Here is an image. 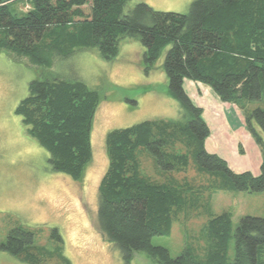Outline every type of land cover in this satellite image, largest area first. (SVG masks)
I'll return each mask as SVG.
<instances>
[{
  "label": "trees",
  "instance_id": "16d2710c",
  "mask_svg": "<svg viewBox=\"0 0 264 264\" xmlns=\"http://www.w3.org/2000/svg\"><path fill=\"white\" fill-rule=\"evenodd\" d=\"M15 1L21 2L0 0V52L15 60L51 67L57 58L89 48L112 60L122 39L134 37L144 47L145 73L166 50L162 70L185 118L147 119L105 136L108 165L98 183L96 218L125 264H132L136 250H145L159 264H264V216L243 215L233 229L231 212L215 214L211 202L218 190L264 192V108L247 109L249 102L264 99V0H193L185 13L160 11L144 1L127 13L129 0H22L29 5L26 10ZM185 80L202 83L221 102L240 107L246 130L260 148L258 174L235 172L206 149L209 127ZM27 89L13 112L48 152L52 170L81 181L93 153L99 92L81 79L61 77L36 78ZM140 149L163 172H183L192 160L202 182L186 176L149 178L140 169ZM195 210L207 216L201 253L186 244L172 257L165 246L152 244L153 235L169 234L180 214ZM52 231L60 241L58 231ZM32 237L22 226L11 228L0 248L26 264H41L43 250L32 246Z\"/></svg>",
  "mask_w": 264,
  "mask_h": 264
},
{
  "label": "rangeland",
  "instance_id": "374dc122",
  "mask_svg": "<svg viewBox=\"0 0 264 264\" xmlns=\"http://www.w3.org/2000/svg\"><path fill=\"white\" fill-rule=\"evenodd\" d=\"M142 1L160 11L185 13L193 0H129L124 12ZM15 5L24 10L29 8L22 0L15 1ZM84 10L89 11L88 5ZM143 50L139 40L126 37L112 60H104L96 48H89L75 51L66 59L57 58L51 67L33 65L27 58L15 60L0 52V243L11 228L22 226L33 232L32 246L43 250L41 264H125L121 251L105 238L96 218L98 183L108 165L105 136L110 130L147 119L180 121L186 116L182 104L168 90L162 70L166 50L145 73ZM46 77L81 79L100 94L91 135L93 153L81 181L52 170L48 152L26 133L20 117L13 112L19 100L27 95L28 83ZM184 82L186 92L202 108L206 125H210L206 149L215 154L221 149L220 143L225 142L223 136L229 135L226 149L236 152L226 155L232 169H250L254 175L258 174L260 148L246 130L240 107L225 105L229 102H221L202 83L193 88L191 81ZM257 107L264 108V99L249 102L247 109ZM138 155L141 172L149 178L186 176L196 183L202 182L192 160L183 172H163L145 150L140 149ZM211 202L213 213L231 212L233 229L243 215L264 216L263 191L218 190L212 194ZM206 220L207 216L198 210L180 214L169 234L153 235L151 242L168 248L172 257L180 254L186 244L201 253L204 247L201 229ZM53 228L58 231L60 241L52 238ZM233 253L230 239V260ZM131 260L132 264H159L145 250L134 251ZM0 264L26 263L0 248Z\"/></svg>",
  "mask_w": 264,
  "mask_h": 264
},
{
  "label": "crops",
  "instance_id": "0c3cea01",
  "mask_svg": "<svg viewBox=\"0 0 264 264\" xmlns=\"http://www.w3.org/2000/svg\"><path fill=\"white\" fill-rule=\"evenodd\" d=\"M186 81V80H185ZM189 84H191V85H193V88H195L194 87V85H196V83H193V82H190ZM197 88H199V87H197ZM201 104V103H200ZM225 105H228V106H235L234 104H231V103H224ZM202 105V104H201ZM231 110L233 109V107H231L230 108ZM224 112V111H223ZM228 112V111H227ZM207 123V122H206ZM209 127H210V125H208ZM227 135V134H226ZM223 136V135H222ZM224 138H226L225 139V142H223L222 140V142L220 143V147H221V149L220 150H218V151H215V150H212V151H215V153L217 154V155H219L220 157H222L223 159H225L227 162H228V159H229V157L228 156H226V155H228V154H230V152H231V150L230 151H228L226 148H227V140H228V137H229V135H227V137L226 136H223ZM205 144H206V142H205ZM219 144V143H218ZM230 146V145H229ZM217 147H219L218 145H217ZM209 149V148H208ZM210 150V149H209ZM209 152H211V151H209ZM211 153H214V152H211ZM218 153H220V154H218ZM231 153H233V154H235L234 153V151L232 150V152ZM260 161V160H259ZM259 163V162H258ZM228 165L230 166V168H232L231 167V165L228 163ZM234 169V168H233ZM236 172H238V171H241V170H244V169H239V170H236V169H234ZM245 170H248V169H245ZM250 170V169H249ZM254 173H257L256 171H254Z\"/></svg>",
  "mask_w": 264,
  "mask_h": 264
}]
</instances>
